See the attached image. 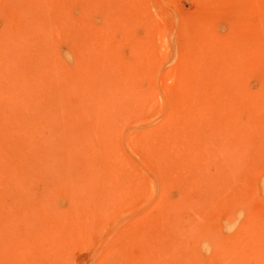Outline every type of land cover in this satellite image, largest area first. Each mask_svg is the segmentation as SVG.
Masks as SVG:
<instances>
[{
	"label": "rangeland",
	"instance_id": "1",
	"mask_svg": "<svg viewBox=\"0 0 264 264\" xmlns=\"http://www.w3.org/2000/svg\"><path fill=\"white\" fill-rule=\"evenodd\" d=\"M0 264H264V0H0Z\"/></svg>",
	"mask_w": 264,
	"mask_h": 264
},
{
	"label": "bare ground",
	"instance_id": "2",
	"mask_svg": "<svg viewBox=\"0 0 264 264\" xmlns=\"http://www.w3.org/2000/svg\"><path fill=\"white\" fill-rule=\"evenodd\" d=\"M150 257V256H149Z\"/></svg>",
	"mask_w": 264,
	"mask_h": 264
}]
</instances>
